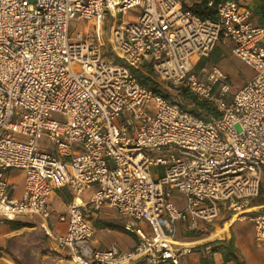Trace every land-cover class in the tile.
Here are the masks:
<instances>
[{
    "label": "built area",
    "instance_id": "built-area-1",
    "mask_svg": "<svg viewBox=\"0 0 264 264\" xmlns=\"http://www.w3.org/2000/svg\"><path fill=\"white\" fill-rule=\"evenodd\" d=\"M198 1L0 0V222L40 219L63 254L58 264H182L194 246L175 238L177 221L194 230L223 210L244 218L260 195L264 17L253 22L252 0H221L217 18L203 17L188 7ZM136 6L137 21L116 18ZM108 12L111 49L99 37ZM75 19L89 26L72 36ZM226 37L256 70L235 92L219 66L197 68ZM148 66L163 87L187 89L219 114H197L154 92L132 72ZM43 137L49 148L39 145ZM154 165L165 167L158 177ZM11 170L24 173L20 196ZM91 184L97 189L86 202ZM63 188L71 200L58 219L67 228L54 233L50 201ZM173 189L185 207L172 200ZM88 205L117 209L136 247L97 248ZM251 219L264 245V212Z\"/></svg>",
    "mask_w": 264,
    "mask_h": 264
},
{
    "label": "crops",
    "instance_id": "crops-1",
    "mask_svg": "<svg viewBox=\"0 0 264 264\" xmlns=\"http://www.w3.org/2000/svg\"><path fill=\"white\" fill-rule=\"evenodd\" d=\"M255 0L251 1V4H254ZM257 4V0L255 2ZM250 4V6H251ZM256 8L254 10L255 14L253 17V22H255V18H257V23L262 21L264 17L262 3L259 5H255ZM259 15L258 17H256ZM256 23V24H257ZM225 39V38H222ZM216 47L213 50L215 51ZM21 171V170H18ZM15 170H11L9 172V176L12 182L13 193L16 196H20L23 192L24 188V173L21 171L18 176H14ZM22 178L21 188L18 190L16 187L17 180ZM264 175L263 181L261 185L260 195L258 197L264 199ZM97 189L96 184H91L85 187L84 192L81 197L84 201L88 202L95 190ZM63 191H57L56 193L61 196L62 202L64 205L68 207V203L71 200V192L68 188L61 189ZM67 195H70V199L68 200ZM254 198L252 200V204L250 208H256L253 211V215L257 213V211L264 212V200L256 201L258 198ZM52 199V198H51ZM86 212L90 217V220L94 226V237L93 242L97 248L107 249L111 246H117L119 249L123 251L133 250L137 243L138 237L136 234L129 232L125 229V217L122 216L117 209L110 206H102L100 209H95L92 205H88L86 208ZM53 216L50 220L51 227L54 233L60 232V229L57 228V223H59L58 215L54 217V209ZM225 214L222 216L221 214L214 220L218 221V223L214 226V228H210L205 221L200 222V226L197 229L191 230L187 227V222L181 223L183 240L186 242H190L194 246V251L189 254L182 262V264H264V245L260 243L256 238V227L255 222L251 219H244L240 217L236 219L232 215L231 212L225 210ZM61 214V213H60ZM221 217V218H220ZM55 219V221L53 220ZM28 221L26 219H18ZM213 221V222H214ZM37 224L35 227H39L40 230L44 233L43 229L39 226V223L36 221H28ZM27 226H24L18 229H14L8 221L0 222V252L3 254L0 258V264H15L11 259L4 255V247H6L9 239H11L14 235L23 231ZM176 233H177V224H176ZM175 233V234H176ZM45 234V233H44ZM176 237V236H175ZM231 238H233L234 249L236 253V258H231L230 260H226L224 253L219 251L220 254H216L215 251L207 253L203 250L206 244H211V241L217 240L220 242H228ZM51 243V251L52 256L45 255L47 257L46 264H58V261L62 258L63 254L61 250L53 244L52 240L48 238ZM135 264H144L143 262H137ZM163 264H173L171 262H165Z\"/></svg>",
    "mask_w": 264,
    "mask_h": 264
},
{
    "label": "rangeland",
    "instance_id": "rangeland-1",
    "mask_svg": "<svg viewBox=\"0 0 264 264\" xmlns=\"http://www.w3.org/2000/svg\"><path fill=\"white\" fill-rule=\"evenodd\" d=\"M193 1V0H190ZM251 4L252 8H256L255 5L261 4L262 0H257V4L255 3ZM143 9L141 6H136L132 9H129L124 14H119L116 16V18H122L129 22L137 21L142 13ZM110 12L106 14L105 17V23L102 26V34L99 36L100 39L105 43L106 49H111L113 45V40L111 38V26L112 23L110 22ZM257 15L256 17H258ZM255 17V16H254ZM255 22L257 23V18H255ZM118 23L116 22V25ZM89 26V22L85 19H75L71 22V35L76 36L78 32H84L87 30V27ZM91 30L95 31V26H91ZM234 42L231 38L226 37L225 39H220L217 42L216 49L213 53L212 59L208 62L207 65H217L219 66L229 77V80L231 82V92L237 91V89L244 84H246L248 81L252 80L256 75V70L251 65L247 64L244 60L239 58L237 55H235L232 51V46ZM107 55L111 59H114V54L111 52H107ZM169 94L171 95L170 98L179 100L185 107L189 109H196L197 114H202L204 116H210L211 113H208L204 109L197 108L194 103H192L189 99H187L183 95L184 88H176L172 86L167 87ZM51 117L60 119L61 116L59 112H52ZM48 139L46 137H43L39 145L41 148L44 146L49 148ZM52 148H50L51 150ZM157 155V153L155 154ZM165 167L163 165H154L152 166V174L154 177H158L161 175V173L164 171ZM16 173H14V176H18V174L21 171L15 170ZM20 177V176H18ZM22 178L17 180L16 187L19 190L21 188ZM264 183V182H263ZM263 188V185H262ZM262 193V190H261ZM260 193V194H261ZM172 200L181 208L185 207L186 200L182 196V194L177 190H172ZM264 200L260 197L256 199V201ZM62 198L60 195L55 193L50 201V206L52 209H54V217H56L57 214L60 213H67L68 207L63 204ZM252 204V202H251ZM250 204V205H251ZM256 208L250 209L249 214H247L244 219H250V217L253 215V211H255ZM225 210L222 212V216L225 214ZM241 216H236V219H239ZM221 218V217H220ZM40 220V219H38ZM36 220V221H38ZM55 221V219H53ZM56 220L59 221L57 223V228L60 229V232L63 233L67 228V222L66 221H60L56 218ZM56 222V221H55ZM181 221H177V233L175 234V238L177 240L182 239L183 240V234H182V228H181ZM218 223V221H214L211 223H206L210 228H214V226ZM37 224L31 223V226H27L23 231L20 233L14 235L11 239H9L6 247H4V255L11 259L13 263L15 264H46L45 255L52 256L51 251V243L50 240L44 236V233L40 230L39 227H35ZM22 229V228H21ZM181 240V241H182ZM216 254H220L219 251H215Z\"/></svg>",
    "mask_w": 264,
    "mask_h": 264
},
{
    "label": "trees",
    "instance_id": "trees-1",
    "mask_svg": "<svg viewBox=\"0 0 264 264\" xmlns=\"http://www.w3.org/2000/svg\"><path fill=\"white\" fill-rule=\"evenodd\" d=\"M221 0H216L215 5L209 6L207 0H201L198 2H194L191 6H188L190 9H192L194 12L200 14L203 17H212V18H217L218 17V3ZM263 9V6H262ZM213 52L211 55L207 58H202L198 65L197 68L200 69L204 67L205 65L208 64V62L212 59ZM132 72L134 75L138 77L141 83L144 85L148 86L150 89H152L154 92L161 93L165 96L171 97L169 94L168 90L163 87L152 75L151 68L150 66L147 67L146 71H143L141 69L132 67ZM183 95L189 99L192 103L196 105L197 108L204 109L208 113L212 114H219V111L217 108L209 103L206 100H200L195 94L189 92L187 89L183 90ZM191 111L196 112V109H191ZM58 191H63V190H58ZM67 199H70V195H67ZM8 223L14 228H22L24 226H31L32 222L24 221V220H8ZM45 237L48 238L46 234H44ZM233 238H231L228 242H220L217 240L211 241L213 243V251H222L224 253L225 259L230 260L231 258H236V253L234 249V244H233ZM3 254L0 252V258Z\"/></svg>",
    "mask_w": 264,
    "mask_h": 264
},
{
    "label": "bare ground",
    "instance_id": "bare-ground-1",
    "mask_svg": "<svg viewBox=\"0 0 264 264\" xmlns=\"http://www.w3.org/2000/svg\"><path fill=\"white\" fill-rule=\"evenodd\" d=\"M234 217H236V215H234Z\"/></svg>",
    "mask_w": 264,
    "mask_h": 264
}]
</instances>
